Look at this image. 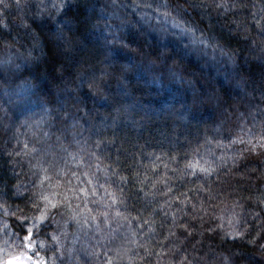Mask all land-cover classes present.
Instances as JSON below:
<instances>
[{
	"label": "trees",
	"instance_id": "16d2710c",
	"mask_svg": "<svg viewBox=\"0 0 264 264\" xmlns=\"http://www.w3.org/2000/svg\"><path fill=\"white\" fill-rule=\"evenodd\" d=\"M5 51L1 256L264 264V0H5Z\"/></svg>",
	"mask_w": 264,
	"mask_h": 264
},
{
	"label": "rangeland",
	"instance_id": "374dc122",
	"mask_svg": "<svg viewBox=\"0 0 264 264\" xmlns=\"http://www.w3.org/2000/svg\"><path fill=\"white\" fill-rule=\"evenodd\" d=\"M5 0H3L4 3ZM41 2V6H44L46 0H40ZM1 3V4H3ZM7 5V3H6ZM4 8H9L8 6ZM1 53V52H0ZM8 56V57H5ZM12 57L13 55L8 52L5 51V54L3 56V54H0V65H1V61L2 60H8L9 58ZM4 58V59H3ZM11 60V59H10ZM52 199H54V197H52ZM24 257H26V261L24 260ZM28 256H26L22 251H14V252H8L7 255L1 256L0 255V264H27V260H28Z\"/></svg>",
	"mask_w": 264,
	"mask_h": 264
},
{
	"label": "snow or ice",
	"instance_id": "6c2138e0",
	"mask_svg": "<svg viewBox=\"0 0 264 264\" xmlns=\"http://www.w3.org/2000/svg\"><path fill=\"white\" fill-rule=\"evenodd\" d=\"M0 3H3V0H0ZM5 7H7L6 4H5ZM201 171L207 172L208 169H201ZM79 191L80 192H83L84 189L81 188V189H79ZM42 199L45 200L47 203H50L51 204V201L49 200V198L47 196H43ZM51 206L53 208L56 207L55 204H52ZM39 219L40 220H43L44 219L43 214H41V216L39 217ZM25 223H27V221H23L22 222V225L25 224ZM24 231H25V239L29 241V244H31V232H30V230L25 228ZM107 264H111V261H107Z\"/></svg>",
	"mask_w": 264,
	"mask_h": 264
}]
</instances>
